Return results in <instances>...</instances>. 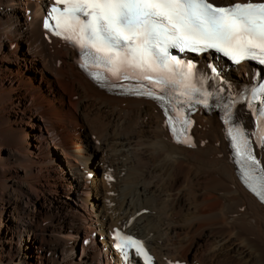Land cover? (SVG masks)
<instances>
[{
  "label": "bare ground",
  "instance_id": "bare-ground-1",
  "mask_svg": "<svg viewBox=\"0 0 264 264\" xmlns=\"http://www.w3.org/2000/svg\"><path fill=\"white\" fill-rule=\"evenodd\" d=\"M43 2L32 11L55 5ZM22 5L0 0V264H145L116 250L117 231L139 239L153 264H264V205L241 183L218 117L201 110L191 145L176 143L155 101L99 87L79 46ZM197 61L233 95L257 81L254 65ZM238 118L264 168L252 109L240 105ZM73 195L81 205L63 200ZM83 234L92 247L78 260Z\"/></svg>",
  "mask_w": 264,
  "mask_h": 264
},
{
  "label": "snow or ice",
  "instance_id": "snow-or-ice-1",
  "mask_svg": "<svg viewBox=\"0 0 264 264\" xmlns=\"http://www.w3.org/2000/svg\"><path fill=\"white\" fill-rule=\"evenodd\" d=\"M55 4L64 7L51 8L50 19L55 23H45L49 31L88 50L86 58L92 56L94 62L105 65L117 79H143L160 86L162 92L167 89L165 95H157L143 85L128 89L166 104L171 103L168 93L176 92L177 86L185 89L179 95L187 97L177 103L191 104L193 95L199 93L203 98L195 99L194 103L208 108V98L213 95L192 84L195 65L191 62L184 66L186 71L182 69L179 80L166 75L153 79L149 75L171 71L172 65L180 66V60L170 55L169 47L195 54L215 50L237 64L245 59L264 64V2L249 0L227 7L214 6L209 0H55ZM81 14L89 19L82 20ZM211 70L217 72L215 68ZM95 79L103 82L107 78L96 75ZM260 93L264 94V88ZM261 118L264 119V113ZM229 134L235 142L236 154L259 165L244 132L237 127L230 129ZM260 142L264 146V129ZM252 190L257 191L255 187ZM257 195L264 199V193L257 191ZM116 239V248L125 257L126 248L146 255L140 241L119 232Z\"/></svg>",
  "mask_w": 264,
  "mask_h": 264
},
{
  "label": "rangeland",
  "instance_id": "rangeland-1",
  "mask_svg": "<svg viewBox=\"0 0 264 264\" xmlns=\"http://www.w3.org/2000/svg\"><path fill=\"white\" fill-rule=\"evenodd\" d=\"M32 4H36V5H41V4H44V2H43V0H23V5H22V7H18V8H22L23 9V11L21 12L23 15H29V16H32V14H36L37 12L39 13V14H37L38 15V17H39V19L40 20H42V17L45 15V11H46V9L45 8H43L42 9V11L40 12L39 10H37V12L35 11V12H33L32 11V9H31V7H32ZM8 7H13V6H8ZM7 7V8H8ZM1 9H0V12L2 11V7H0ZM33 12V13H32ZM37 15H35V18L36 19H38V17H37ZM43 22V21H42ZM71 146V145H70ZM53 152H57V154H60L61 156H62V158H63V160L65 161V165H67V168L69 169V170H71L70 169V166H69V164H71V163H73V164H76V162H74V161H72L70 158H67V157H65V155L63 156V154H62V152L60 151V150H57L56 148H54V149H51ZM60 151V152H59ZM68 163V164H67ZM60 167H62V166H60ZM95 175L96 176H101L102 174H101V170L98 168V167H96L95 168ZM99 174V175H98ZM64 197V196H63ZM66 199H67V201L68 202H70V203H77V204H82L81 202H78V200H76L75 198H74V195L73 196H69V197H67V196H65L64 198H63V200H65L66 201ZM89 220H91L93 223L94 222H96V217H95V215H90L89 216ZM91 222V223H92ZM92 229H96L95 228V226L94 225H89L88 227H87V230L88 231H91ZM84 237H85V235L83 234L82 236H80L79 237V241L81 242V246H80V248H79V250L77 251V253H76V257H77V259L78 260H83L84 258H85V255L87 254V251H89L90 250V248L92 247V246H85L84 247V245L82 244L83 243V239H84ZM95 237L97 238V239H99V241H101L100 239H101V237H100V234H99V231H97V229H96V232H95ZM68 238V237H67ZM100 243V242H99ZM33 247V249H34V246H32ZM29 254H30V252H29ZM105 261V262H104ZM103 264H107V261H106V259H105V257L103 258ZM112 264H116V261L115 262H113Z\"/></svg>",
  "mask_w": 264,
  "mask_h": 264
}]
</instances>
